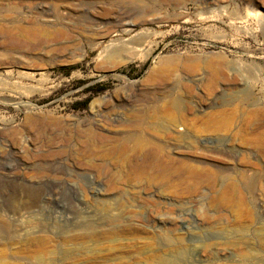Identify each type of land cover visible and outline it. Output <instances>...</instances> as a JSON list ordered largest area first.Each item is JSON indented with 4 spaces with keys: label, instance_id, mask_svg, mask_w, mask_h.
<instances>
[{
    "label": "rangeland",
    "instance_id": "374dc122",
    "mask_svg": "<svg viewBox=\"0 0 264 264\" xmlns=\"http://www.w3.org/2000/svg\"><path fill=\"white\" fill-rule=\"evenodd\" d=\"M49 17L82 29L63 52ZM68 132L100 154L73 163ZM124 137L173 174L103 154ZM228 176L241 202L217 197ZM36 255L264 264V0H0V264Z\"/></svg>",
    "mask_w": 264,
    "mask_h": 264
},
{
    "label": "bare ground",
    "instance_id": "6f19581e",
    "mask_svg": "<svg viewBox=\"0 0 264 264\" xmlns=\"http://www.w3.org/2000/svg\"><path fill=\"white\" fill-rule=\"evenodd\" d=\"M77 24L78 23L76 24L67 23L63 19L58 18V17L55 19H52L51 17H49V53L54 52V51L63 52L67 48H69V44H70L69 39L75 36V34L77 33L79 34L82 30V29L80 30V26H78ZM131 24L132 22L124 23L125 31L129 30ZM15 31L17 35L23 39L25 37L28 38L30 35H33V34L38 35V33L42 32L41 28L38 26L26 27L23 25L17 26ZM94 103H95V100L92 101L91 107L95 105ZM144 122H145V119L139 117L136 120H133V121L131 120L128 123L133 124V125H136V124L139 125ZM82 134L80 133L70 134L68 132L67 136L66 137L64 136L63 141L61 142L62 144L61 149H63L64 152H67L69 154V158L73 163H79L82 157L84 156H92V155L100 154L102 150L101 149L102 147H99L98 143L92 141L91 139L84 137ZM128 140H129L128 138L124 137L121 140L117 141L116 143H110L107 145L102 143L103 145H105V150L103 154H106V155H110L112 153L121 154L126 165L131 170L133 171L135 170V172L136 171L144 172L151 168H156L155 170H158L159 172L161 171L163 173L167 172V174H173L174 172L173 168L176 166L173 163L174 161H171L172 163L170 164H167L165 162L166 163L165 164L161 161V158L157 154V152H154L153 154H148L145 151L146 149H148L147 140H144L142 137H139L133 147L129 146ZM53 142H55V140L52 138H49V145H51ZM94 162H91L90 164L92 166L100 167V165H96ZM188 173L190 176H194V175L197 176L196 174L197 171L195 169L188 170ZM237 178L238 180L240 179L242 180V182L244 181L248 184H252L251 182H254L255 180L253 178L249 180L250 178H248V176L243 171L242 172L240 171L237 173ZM236 181L237 180L234 179L232 176H228L226 178L225 184L223 185L222 189L219 190L218 192L219 194L217 195L219 200L221 199V202L226 201L227 203L229 201H232L234 197H237L240 200V202L242 201V196H241L242 189L240 185L237 184ZM34 258L35 260L33 261V264H49V259H45L41 255H38V256L36 255Z\"/></svg>",
    "mask_w": 264,
    "mask_h": 264
}]
</instances>
